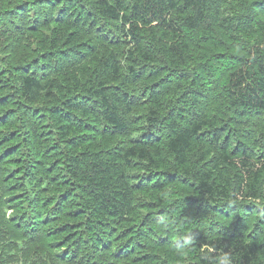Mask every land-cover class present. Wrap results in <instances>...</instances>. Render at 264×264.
I'll return each mask as SVG.
<instances>
[{"label":"trees","instance_id":"16d2710c","mask_svg":"<svg viewBox=\"0 0 264 264\" xmlns=\"http://www.w3.org/2000/svg\"><path fill=\"white\" fill-rule=\"evenodd\" d=\"M0 264H264V0H0Z\"/></svg>","mask_w":264,"mask_h":264},{"label":"bare ground","instance_id":"6f19581e","mask_svg":"<svg viewBox=\"0 0 264 264\" xmlns=\"http://www.w3.org/2000/svg\"><path fill=\"white\" fill-rule=\"evenodd\" d=\"M224 132H225V131H224ZM230 134H231V133H230ZM223 135H224V134H223ZM223 135H222V136H223ZM231 141H232V140H231ZM216 160H217V159H216ZM216 162H217V161H216Z\"/></svg>","mask_w":264,"mask_h":264}]
</instances>
